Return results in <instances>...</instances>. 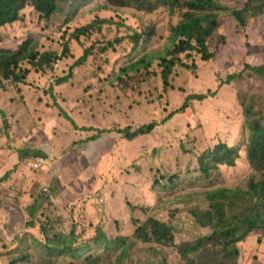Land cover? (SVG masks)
<instances>
[{
    "label": "rangeland",
    "instance_id": "rangeland-1",
    "mask_svg": "<svg viewBox=\"0 0 264 264\" xmlns=\"http://www.w3.org/2000/svg\"><path fill=\"white\" fill-rule=\"evenodd\" d=\"M70 4L72 12L65 6L62 13L46 21L39 19L32 8L26 7L19 22L0 29V48L14 50L18 43L30 38L39 42L40 52L60 54L62 34L73 33L76 28L87 25L94 17L92 9L101 3L97 0H70ZM96 15L113 19L131 29H138L143 21L139 19L141 15L131 8ZM154 19L159 24V37L146 47L147 52L160 49L167 33L165 17L158 15ZM219 25L217 32L224 35L226 41L219 46L214 58L203 62L199 55L191 54L192 58L187 61H194L196 71L193 74L177 71L179 74L171 78L170 87L165 92L162 91L157 62H153L149 69L156 73L149 81L128 83L125 88L119 84L116 79L119 68L130 58L136 59L141 52L129 56L128 31L125 28L117 31L114 26L102 28L100 40L103 41L100 44L124 38L114 45L115 51L108 50L106 54H99L96 60L90 58L81 67H75L66 84L55 86V81L69 75V68L82 54L83 48L93 46V36L97 33L83 41L82 46L70 42L69 55L57 61L53 71L43 74L31 71L25 83L17 87L4 84L6 91L0 90V177L6 172L11 175L6 185L0 188V259L7 256L11 235L15 244L19 243L21 234L16 239L11 226L19 228L27 221L29 207L33 206L35 219L33 226L26 231L34 240H39L43 224L52 217L62 218L63 213L72 211L71 202L77 204L73 210L79 212L78 222L92 223V219L80 218L82 212L89 209L90 198L94 206L96 197L97 201L103 199L99 205L104 210L100 218L105 222L101 224L103 235L107 239L112 235L127 237L120 264H184L174 248L130 239L135 224L131 220L136 219L137 225L147 218L162 222L169 210L175 209L172 218L175 243L192 241L211 233L210 228L199 226L190 215L191 211L208 209L204 191L244 186L250 169L244 158L245 136L240 135L241 108L234 85L225 82L228 75L239 73L244 64L257 66L264 62V34L258 33L251 23L242 30L230 17L221 19ZM97 49L96 44L94 51ZM104 61H107L106 65ZM262 86L263 83L255 77L256 95L259 89L263 92ZM193 95L204 97L185 103ZM149 123L156 124L154 130L133 141H125L117 133L126 127L134 130ZM88 129L108 132L99 136ZM220 142L236 149L239 155L236 166L221 167L208 179L191 178L190 174L197 169V157ZM62 154L65 165L64 168L59 165L60 174H55L56 181H53L56 184L58 179L64 184L79 182L74 185L72 195L69 190L46 179V186H41L40 178L37 181L34 175L38 170L32 171L30 166L36 157L51 156L53 161L43 166L51 168L60 163ZM62 169L65 170L63 174ZM77 169H81V173L74 172ZM74 175L80 179H73ZM177 175L185 176L182 185L187 184L196 195L171 202L172 199H167L166 181L161 177ZM155 182L159 184L155 185ZM42 188L51 192L49 200H40V194L46 193ZM57 228L63 241L73 228L77 236L74 247L85 244L87 256L95 257L94 237L87 229H76L74 224ZM119 250L118 247L109 249L106 261L115 264ZM21 252L28 253L31 264H46V261L51 264L80 263L69 259L56 261L28 247H20L12 255ZM0 264L6 263L0 261ZM238 264H264V238L256 235L250 239Z\"/></svg>",
    "mask_w": 264,
    "mask_h": 264
},
{
    "label": "trees",
    "instance_id": "trees-1",
    "mask_svg": "<svg viewBox=\"0 0 264 264\" xmlns=\"http://www.w3.org/2000/svg\"><path fill=\"white\" fill-rule=\"evenodd\" d=\"M235 1L239 0H97L101 4L92 9L91 13L94 17L87 25L76 28L73 33L62 34L60 38L62 48L58 55L56 52H40L39 42L30 38L22 40L14 50L0 48V90L6 91L4 84L15 87L24 84L31 71L39 74L53 71L56 62L69 55L70 42L74 41L78 46H82L83 41H88L94 33H97L93 36V46L83 48L82 54L69 68V75L55 81V86L66 84L75 67H81L90 58L92 61L96 60L99 54H106L108 50L115 51L114 45L119 44L124 38H114L112 41L100 44L103 41L100 40L103 36L102 28L114 26L117 31L124 28L128 31L126 38L130 44L129 56L141 52L136 59L130 58L119 68L116 74V79L120 81L119 84L125 88L128 83L139 84L149 81L156 74L149 69L153 62H157L156 68L159 69L162 91L165 92L170 87L171 78L179 74L177 71L190 74L196 71L194 61H187L192 58L191 54L199 55L203 62H209L214 58L219 46L226 41L225 36L217 32L221 19L233 18L242 30L248 23L254 24L258 33L264 34V0H241L238 4L234 3ZM71 5L70 0H0V29L19 22L22 19L21 12L26 7L32 8L39 19L46 21L62 13L65 6H68L69 11L72 12ZM125 8H131L134 13L141 15L139 19L143 21L138 29H131L123 23L96 15L98 12L114 13L117 9ZM158 15L165 17L167 33L160 49L147 52L146 47L159 37V24L154 19V16ZM132 16L135 15L132 14ZM96 44L98 49L94 51ZM104 64L106 65L107 61H104ZM255 77L264 85V62L257 66L244 64L239 73L226 77L225 84L234 85L241 108L240 135L245 136L244 158L250 172L244 180L243 188L239 186L204 191L208 209L191 211L190 215L195 222L203 228H210L211 233L192 241L175 243L172 223L175 209H170L166 220L162 222L147 218L141 225H137L136 219H132L131 222L135 224L129 236L130 239L159 247L174 248L184 264H238L250 239L256 235L264 238V101L262 100L264 86H262L263 92L259 89L256 95ZM51 88H49L50 93ZM203 97L204 95H193L186 99L185 103L202 100ZM155 127V123H149L138 126L134 130L126 127L118 130L117 133L121 134L125 141H133L150 134ZM88 130L95 131L99 136L108 132L97 129ZM94 137V140L98 139L96 135ZM90 140L93 141V137ZM238 156L235 148H228L222 142L217 143L211 150L197 157V169L190 174V177L196 179L199 176L202 177L201 179H208L221 167H235ZM42 170L34 169L33 171H37L34 175H43V171L46 172V170ZM10 175L11 172H6L0 177V188L6 185ZM182 178L184 179L185 176L161 177V180L166 181L167 199H172L171 202L183 196L196 195V192L191 191L187 184L182 185ZM49 189L43 191L46 193L40 194V200H49L51 195ZM95 202L93 206V199L90 198L89 209L83 211L80 218L92 219V223L88 221L89 225H86L82 221L78 222L79 212L73 210L74 203H72L70 206L72 211L63 213L62 218L52 217L51 221L47 220L43 224L41 233L43 232L46 236L40 233L39 240H34L30 232L26 231L33 226L35 219L33 206L29 207L27 221L19 228L11 226L15 238L21 234L19 243L15 244L13 235H11L8 250H6L7 256L0 261L6 264H31V257L27 252H21L17 256L12 255L16 249L28 247L56 261L69 259L72 262L80 261L77 264H111L110 260L106 261L107 250L121 246L119 251L124 253L127 237L112 235L107 239L103 235L105 232L102 231L101 224L105 222L100 218L104 210L101 206L99 207L100 203L96 198ZM73 224L76 225V229H87L95 239L104 242L105 248L101 249L95 257L87 256L88 248L85 244L74 247L77 243V236L73 228L63 241L62 235L57 233L59 230L57 226L59 228L65 225L72 227ZM50 225L53 228H50ZM108 229L110 227L107 225ZM258 243L261 244V239H258ZM121 257L122 254H119L114 260L115 264L122 262ZM46 264L51 263L46 261Z\"/></svg>",
    "mask_w": 264,
    "mask_h": 264
},
{
    "label": "crops",
    "instance_id": "crops-1",
    "mask_svg": "<svg viewBox=\"0 0 264 264\" xmlns=\"http://www.w3.org/2000/svg\"><path fill=\"white\" fill-rule=\"evenodd\" d=\"M76 153L78 154V152H77V150H76ZM63 156H64V154H62V159H61V161H60V163H56V164H54V165H52V167L51 168H49V167H47V166H45V167H42L41 169H43V170H46V172H44L43 170V175L42 174H39V176H37V175H35V179L37 180V181H39L38 180V177L40 178V181H39V183H40V185L41 186H46V183L44 182L45 181V179L48 181V182H53L54 184H55V186H60L61 188H63V189H65V190H69L68 191V193H73V192H75V190L73 189L74 188V185L75 184H77L78 183V185H79V182H77V183H73V181L70 183V184H64L63 183V181H62V179H58L57 180V183L58 184H56L54 181H56V179H54V175L56 174V175H58V174H60L59 173V165L61 164V166H62V168H64L63 166L65 165V162H64V159H63ZM41 169H39L38 171H41ZM33 171V170H32ZM74 172H78V173H81V169H77V170H75ZM34 173V172H33ZM63 173H65V170H63L62 169V174ZM51 175V177H49ZM64 178V177H63ZM52 179V180H51ZM73 179H80V177H76L75 178V175L73 176ZM54 180V181H53ZM20 182H22V181H20ZM20 186L22 187L23 186V183L22 184H20ZM19 188V187H18ZM48 188H51V187H48ZM105 191H107V188H105ZM75 194V193H74ZM72 195V194H71ZM74 203V202H73ZM70 205V204H69ZM74 206H75V203H74Z\"/></svg>",
    "mask_w": 264,
    "mask_h": 264
},
{
    "label": "clouds",
    "instance_id": "clouds-1",
    "mask_svg": "<svg viewBox=\"0 0 264 264\" xmlns=\"http://www.w3.org/2000/svg\"><path fill=\"white\" fill-rule=\"evenodd\" d=\"M34 161V159L32 160V162ZM53 161V160H52ZM44 166V165H43ZM42 166V167H43ZM41 167V168H42ZM32 168V167H31ZM41 168H39V169H41ZM33 169V168H32ZM39 169H36V170H39ZM34 170V169H33ZM42 191H46V189H43L42 188ZM96 198V197H95ZM98 202L99 203H102L103 202V199H100V200H98ZM73 202H71L70 203V206H71V204H72ZM75 203V202H74ZM75 205H77V204H75ZM131 234V233H130ZM105 244H104V242H101V241H99L97 238L95 239V237H94V239H93V251L95 250V251H97L96 253H95V255H97L98 254V251H99V249H100V251H101V249H104L105 248ZM97 248H99L98 250H97ZM119 248V247H118ZM125 248V247H124ZM108 251H109V249L107 250V253H108ZM119 254H121L120 252L118 253V256H119Z\"/></svg>",
    "mask_w": 264,
    "mask_h": 264
},
{
    "label": "built area",
    "instance_id": "built-area-1",
    "mask_svg": "<svg viewBox=\"0 0 264 264\" xmlns=\"http://www.w3.org/2000/svg\"><path fill=\"white\" fill-rule=\"evenodd\" d=\"M53 158L51 156L49 157H36L32 164L30 165L33 169H39L43 165L47 164L48 162H51Z\"/></svg>",
    "mask_w": 264,
    "mask_h": 264
}]
</instances>
